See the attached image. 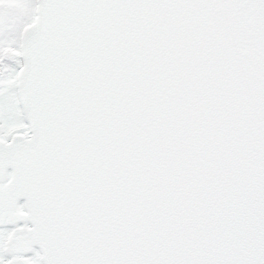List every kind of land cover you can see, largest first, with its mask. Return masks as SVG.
<instances>
[{
  "label": "snow or ice",
  "instance_id": "6c2138e0",
  "mask_svg": "<svg viewBox=\"0 0 264 264\" xmlns=\"http://www.w3.org/2000/svg\"><path fill=\"white\" fill-rule=\"evenodd\" d=\"M0 264H264V0H0Z\"/></svg>",
  "mask_w": 264,
  "mask_h": 264
}]
</instances>
